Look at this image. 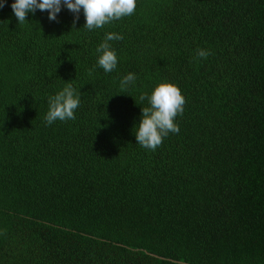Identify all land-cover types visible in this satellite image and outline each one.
<instances>
[{
    "label": "trees",
    "instance_id": "obj_1",
    "mask_svg": "<svg viewBox=\"0 0 264 264\" xmlns=\"http://www.w3.org/2000/svg\"><path fill=\"white\" fill-rule=\"evenodd\" d=\"M12 3L0 8V264H264V0H137L94 30L63 5L19 24ZM109 32L123 39L105 73ZM164 82L186 103L151 151L134 126ZM66 83L76 118L46 125Z\"/></svg>",
    "mask_w": 264,
    "mask_h": 264
},
{
    "label": "clouds",
    "instance_id": "obj_2",
    "mask_svg": "<svg viewBox=\"0 0 264 264\" xmlns=\"http://www.w3.org/2000/svg\"><path fill=\"white\" fill-rule=\"evenodd\" d=\"M4 3L5 0H0V8L4 7ZM62 5L74 14L73 27L79 20L82 9L86 20L84 27L94 30L133 15L137 0H14L11 8L18 23L23 24L27 20V14H34L37 9L47 11L49 20L55 21ZM122 39V35L109 32L97 47V64L105 73L115 70L118 64L116 52L109 42ZM210 54L205 49H197L198 58L206 59ZM92 71L89 70V75ZM135 80L134 73L125 75L120 81L121 91H126ZM140 99L142 101L147 99L149 106L142 107L140 122L134 126L136 143L145 149L155 151L169 133L179 132V125L175 121L178 115L183 114L186 99L178 86L168 82L156 85L150 96L144 94ZM80 102L81 93L71 83H66L61 91L48 97L46 125H51L56 120H74L75 110L79 108Z\"/></svg>",
    "mask_w": 264,
    "mask_h": 264
}]
</instances>
